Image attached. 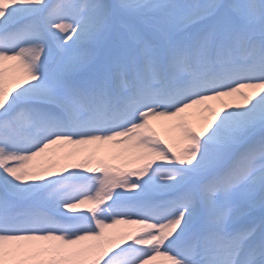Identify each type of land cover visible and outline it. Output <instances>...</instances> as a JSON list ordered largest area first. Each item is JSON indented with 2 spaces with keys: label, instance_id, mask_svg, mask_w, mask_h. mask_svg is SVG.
<instances>
[{
  "label": "snow or ice",
  "instance_id": "snow-or-ice-1",
  "mask_svg": "<svg viewBox=\"0 0 264 264\" xmlns=\"http://www.w3.org/2000/svg\"><path fill=\"white\" fill-rule=\"evenodd\" d=\"M0 264H264V0H0Z\"/></svg>",
  "mask_w": 264,
  "mask_h": 264
},
{
  "label": "rangeland",
  "instance_id": "rangeland-1",
  "mask_svg": "<svg viewBox=\"0 0 264 264\" xmlns=\"http://www.w3.org/2000/svg\"><path fill=\"white\" fill-rule=\"evenodd\" d=\"M59 146H54V149L58 148ZM42 158H37V161H40Z\"/></svg>",
  "mask_w": 264,
  "mask_h": 264
}]
</instances>
